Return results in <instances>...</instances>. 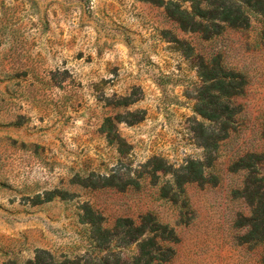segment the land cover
Instances as JSON below:
<instances>
[{"label": "rangeland", "instance_id": "1", "mask_svg": "<svg viewBox=\"0 0 264 264\" xmlns=\"http://www.w3.org/2000/svg\"><path fill=\"white\" fill-rule=\"evenodd\" d=\"M261 1L197 0L231 27L190 0H0V264L128 261L117 220L147 213L176 239L161 264H261L239 240L264 202Z\"/></svg>", "mask_w": 264, "mask_h": 264}, {"label": "trees", "instance_id": "2", "mask_svg": "<svg viewBox=\"0 0 264 264\" xmlns=\"http://www.w3.org/2000/svg\"><path fill=\"white\" fill-rule=\"evenodd\" d=\"M193 1V10L199 15L209 14L211 19L218 18L223 23H226L228 26L235 27L234 19H231L230 11H223L218 13L217 9H211L207 13L202 12L196 5L197 0ZM208 2V0H205ZM258 4H262L261 0H256ZM213 6L212 4H210ZM197 11V12H196ZM194 13V12H193ZM261 14L264 15V11H261ZM184 12L171 11L170 16L174 17L175 21L179 22L181 25L184 19ZM183 28H186L183 24ZM223 75L221 78L217 79L213 84V89L219 91L222 96L228 97L227 95H232L231 91L235 90L236 86L233 83L234 76H231L229 73L219 69ZM211 80L215 79V75H209ZM226 79L228 81H226ZM197 176L195 178H201V171L196 172ZM193 181V180H191ZM248 192V188L246 189ZM245 190V191H246ZM247 197L252 200V204H256V208L253 211V215L248 219L247 223V232L243 236L239 237V240L243 243L248 244H260L264 246V202L258 195V191H249ZM93 233L95 234V239L93 240L97 248L103 249L110 254V244H111V235L108 229L101 230L95 222H90ZM117 226L124 228L127 234L131 235V240L136 244V254L130 258V260H120L119 258H108V256L103 258L99 264H161L167 262L173 256V248L170 245L175 243V236L172 233V230L167 226L160 225L156 222L153 216L150 213H147L138 218L136 224L129 219H119L117 220ZM47 255L44 251H38L35 257V262H30L29 264H43L44 256ZM261 264H264V251L261 256ZM61 264H75V262L70 261L67 258H64Z\"/></svg>", "mask_w": 264, "mask_h": 264}]
</instances>
